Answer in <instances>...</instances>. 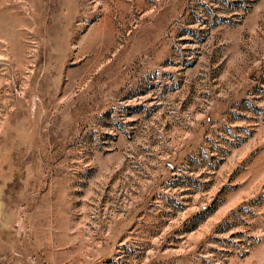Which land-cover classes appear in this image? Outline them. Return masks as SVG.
I'll use <instances>...</instances> for the list:
<instances>
[{"label": "rangeland", "instance_id": "1", "mask_svg": "<svg viewBox=\"0 0 264 264\" xmlns=\"http://www.w3.org/2000/svg\"><path fill=\"white\" fill-rule=\"evenodd\" d=\"M0 264H264V0H0Z\"/></svg>", "mask_w": 264, "mask_h": 264}]
</instances>
